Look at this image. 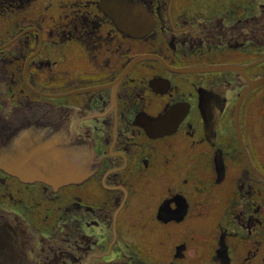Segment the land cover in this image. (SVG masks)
Instances as JSON below:
<instances>
[{
    "label": "flooded vegetation",
    "instance_id": "flooded-vegetation-1",
    "mask_svg": "<svg viewBox=\"0 0 264 264\" xmlns=\"http://www.w3.org/2000/svg\"><path fill=\"white\" fill-rule=\"evenodd\" d=\"M0 264H264V0H0Z\"/></svg>",
    "mask_w": 264,
    "mask_h": 264
},
{
    "label": "water",
    "instance_id": "water-1",
    "mask_svg": "<svg viewBox=\"0 0 264 264\" xmlns=\"http://www.w3.org/2000/svg\"><path fill=\"white\" fill-rule=\"evenodd\" d=\"M79 163L71 160L68 162L63 161V157H56L55 158V163H54V169L53 171L49 170V172L45 169V171L39 172L38 170V175H49V177L44 178V179H38L42 180L45 182H49L52 184H57V185H63L69 182H81L82 180L86 179L92 170L91 168V161H89V154H87V162H86V169L84 170H79ZM16 167H20V164H14ZM44 167L46 168V164H44Z\"/></svg>",
    "mask_w": 264,
    "mask_h": 264
}]
</instances>
